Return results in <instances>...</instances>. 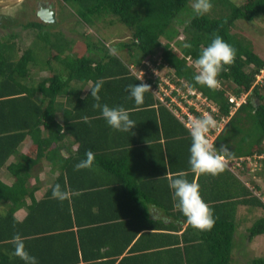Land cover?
<instances>
[{
  "label": "trees",
  "instance_id": "16d2710c",
  "mask_svg": "<svg viewBox=\"0 0 264 264\" xmlns=\"http://www.w3.org/2000/svg\"><path fill=\"white\" fill-rule=\"evenodd\" d=\"M60 1L73 6L76 17L73 25L78 31L76 34L82 31L79 30L83 27L82 24L90 27L105 17H111L108 20L125 25L130 36L127 41L119 40L115 47L123 49L126 57L124 59L120 55L110 54L107 45L102 46L100 41L91 40L88 35L65 37L53 22H42L36 17L20 22L16 16L0 14V27L2 30H9L0 36V167L5 166L14 178L10 185L0 180V200H10L14 204L12 207L7 205L5 212L0 214V243L13 239L16 234L21 237L26 235L21 227L10 234H4L1 232V225H5L9 218L16 222L12 218V211L21 205V200L29 193L24 185L31 165L42 158L50 162L52 167L56 168L57 164L59 173L52 187L61 184V189L66 191L64 179L70 178V158L62 155L60 143L67 134L79 142L81 138L77 132L81 133L88 124L83 118L101 115L99 109L93 108L96 101L91 96L90 87L103 80L104 84L99 92L100 103H106L110 107H125L130 118L137 122L131 131L144 129L153 134V139L163 138L164 151L160 150L162 163L167 164L170 175L183 172L190 182L195 181L200 185L202 198L214 209L215 226L211 231L192 227L175 206L177 200L174 192L167 185L164 189L165 194H168L166 203L161 199L157 202L152 197L150 201L160 205L173 218L174 221L166 226L173 233L154 234L160 239L152 240L147 246H138L135 241L126 246L138 231H142L139 226L120 246H46L43 250L47 256L44 253L36 254L40 259L37 264H231L234 261L231 252L234 247L237 207L255 206L264 212V193L261 190L264 188V73L257 79L264 69V58L252 49L246 38L237 36L232 29L238 19L251 21L258 17L264 18V0H243L240 4L232 0H212L211 12L203 16H196L190 9L192 0ZM186 12L188 17H185ZM16 27L19 31L29 29L32 34L29 46L22 48L19 54H14V51L19 50L16 40L20 39ZM214 33L233 45L237 54L234 63L225 66L228 71L221 72L217 77L220 86L211 90L195 83L192 62L196 61L201 50L211 42ZM178 37L179 40H175ZM173 40L178 49L172 47ZM40 42H44V47L50 53L46 55L45 66L35 71H45L46 75L35 80L30 66L32 64L36 67L34 54L40 47ZM186 44H191L192 47L187 48ZM156 53H159L162 63L171 68L178 79L174 81L182 90L188 88L199 92L210 104L216 106L217 112H211V115L218 122L221 118L224 119L217 132L215 129L209 132L214 134L212 141L217 150L221 146H227L231 151L223 173L216 176L193 173L189 164L191 136L188 129L150 91L145 93L144 103L139 106L130 97L128 85L141 82L129 72L127 65L138 64L143 58ZM86 82L90 83L89 89L80 98V88H72V85L76 83L82 86ZM227 93L236 98L246 94L244 101L231 114L229 108L232 103L227 101ZM188 96L194 97V93ZM59 97H64L65 100L58 101ZM57 110L62 113L61 123L55 118ZM190 110L193 111V108L190 107ZM195 114L198 115L196 112ZM21 142L25 143V147L18 149ZM80 145L77 144L76 157L86 159L85 152L88 149H83L82 152ZM10 156L13 159L8 162ZM238 158H242L239 166L233 162V159ZM250 158L258 161H255L253 168L248 164ZM107 167L113 171L111 166ZM162 173L166 174L165 168ZM241 176H245L246 180ZM255 176L258 179L253 178ZM162 179L166 181L165 177ZM135 204L144 210L142 202L137 200ZM32 207H37L36 210L42 207H46L47 211L51 209L56 215L54 220H62L59 225L34 230L37 234L40 231L67 229L72 226V215L77 223L75 216L78 211L73 196L70 200L55 199L51 187L46 190L42 199L32 200L26 219L31 220V214H34ZM137 212V218L145 216L144 212L141 214V209L140 213L138 209ZM115 216L113 219L120 218ZM177 221L186 222L183 229L175 224ZM141 222L144 229L162 226L158 220L143 219ZM178 230L181 231L179 234ZM69 233L71 232H63V238ZM259 234H264V215L251 223L245 237L249 241ZM152 235V232H141L137 238L140 237L141 241L146 236L144 240H149ZM6 245L15 247L13 241L7 242L5 246L0 244V264H24L19 257L10 258L1 253L2 248H9ZM100 247H105L103 252L99 251ZM55 251H58V255L51 256ZM247 264H264V257H252Z\"/></svg>",
  "mask_w": 264,
  "mask_h": 264
},
{
  "label": "crops",
  "instance_id": "0c3cea01",
  "mask_svg": "<svg viewBox=\"0 0 264 264\" xmlns=\"http://www.w3.org/2000/svg\"><path fill=\"white\" fill-rule=\"evenodd\" d=\"M5 14L13 16L9 12ZM27 17L25 16L26 19ZM59 29L65 37L71 35L66 29L61 27ZM72 36L75 37L73 34ZM21 39L19 40L21 41ZM19 40H16V46L19 49L17 51L20 52V48L22 50L23 46L20 45ZM106 45L109 50H114L113 54L120 55L123 58L126 57L123 49H114L112 46ZM89 86V82L82 84V86L74 83L72 88H80L79 96L82 98L87 93ZM63 100H65L64 97L58 98V101ZM55 116L57 122L61 123V110H57ZM102 118L101 115L97 114L88 117L90 123L83 127L84 130L81 133L77 132L81 138L79 142L76 139L74 140L70 134H67L64 135L60 143V152L65 158H70V162H68L70 178L69 180L64 179V186L68 193V200L73 196L75 208L78 211L75 216L77 223L72 215V226L67 229L40 231L37 234L34 230L51 227L54 224L59 225L62 220L55 221L56 215L51 209L47 211L46 207L37 210V207H32L31 210H34V214H31V220L26 219L32 200L39 201L42 199L46 190L50 187L53 188L54 179L59 173L57 164L55 165L56 168L52 167L50 162L42 158L29 167V176L24 185L29 193L23 197L21 205H18L12 211V218L16 222L9 218L5 225H1V232L4 234H10L15 229H20L19 227L23 228L26 235L21 238H24L27 251L32 252L35 257H38L36 254L40 253L46 255L43 250L46 246H120L128 239L130 233L139 226V230L142 231H138L134 238L126 243V246H130L134 241L138 246H147L148 243L153 242L152 240L160 239L158 235L154 234L173 233L166 227L169 226L173 218L168 216L160 205L150 201V197L157 202H160V199L164 203L168 201V194L164 192L168 180L163 181L162 178H166L171 173L167 169V164L165 162L163 164L160 159V150L164 151L163 138L153 139V134L144 129L121 132L112 128L114 130L112 131L111 127ZM78 143L81 144L82 152L83 149H88V151L94 153L95 160L91 168L75 170V165L84 160L78 156L76 157ZM24 144V142H21L18 149L24 148ZM12 159V156H10L7 161L10 162ZM162 159L164 160V157ZM107 166H111L113 171L108 169ZM163 168L166 170L165 175L162 173ZM0 180L7 185H10L14 180L5 166L0 167ZM82 185H84V189H82ZM137 200L144 204V210L140 205L135 204ZM7 205L9 207L14 206L10 200L7 202L0 200V214L5 212ZM137 209L139 213L140 209L141 214L142 212L145 213L143 218H137ZM115 215L120 218L113 219L116 217ZM143 219L158 220L162 226L154 229H144L140 225ZM185 223V221H177L175 224L183 229ZM63 232L71 233L63 238ZM141 232H152L153 235L149 236V240H144L145 236L140 241V237H137ZM180 232L178 230L177 234ZM235 235L236 232H234V239ZM10 241H13V239H6L4 243L1 242L0 244L5 246ZM6 246H9V248H2L1 253L7 254L10 258H16L13 255L14 247L12 245ZM104 249L105 247H100L99 251L103 252ZM57 253L58 251H55L51 256L58 255ZM37 262L40 263L39 257Z\"/></svg>",
  "mask_w": 264,
  "mask_h": 264
},
{
  "label": "clouds",
  "instance_id": "9594fccd",
  "mask_svg": "<svg viewBox=\"0 0 264 264\" xmlns=\"http://www.w3.org/2000/svg\"><path fill=\"white\" fill-rule=\"evenodd\" d=\"M47 4V3H45ZM196 16H203L211 12L213 8L212 0H194L191 5ZM185 47L191 48V44ZM114 50L110 49V54ZM237 49L229 44L222 36L214 33L211 42L201 50L199 57L193 65L195 73L193 79L196 84L206 86L211 90H216L220 86L217 77L221 72L228 71L225 66L232 65L236 59ZM142 80L143 76L136 78ZM104 84L103 80L97 81L90 87L91 96L96 103L93 108L99 109L101 116L106 123L114 130L128 132L136 125V121L130 118L129 111L123 106L110 107L108 104L100 103L99 92ZM151 90V86L146 83L128 85L127 91L136 105L144 103L145 93ZM85 123H90L88 117L83 118ZM218 127V121L211 114H203L193 118L188 125L191 136L189 148V164L193 173L219 175L226 170L231 151L227 146H221L217 150L214 142L209 139L208 133ZM86 159L75 165V170L91 168L95 156L92 151H87ZM169 188L173 190L177 200L176 207L187 218V222L194 228L201 231H211L215 226L214 209L202 198L200 185L195 181L190 182L185 173L169 175L166 177ZM52 196L63 201L68 198V193L61 189L59 184L52 188ZM14 253L24 264H37V258L26 249L24 240L19 234L13 237Z\"/></svg>",
  "mask_w": 264,
  "mask_h": 264
},
{
  "label": "rangeland",
  "instance_id": "374dc122",
  "mask_svg": "<svg viewBox=\"0 0 264 264\" xmlns=\"http://www.w3.org/2000/svg\"><path fill=\"white\" fill-rule=\"evenodd\" d=\"M232 1L236 4H240L243 0ZM40 2H50L54 5L56 23H53L56 24V27L64 28L71 35H75V38L88 35L87 37L89 39L100 41L102 43V46L103 44H108V46H112V48L118 49L117 47H115L116 43L119 40L127 41V38H129L130 36L129 29L119 22L110 21L111 17H105L102 20L100 19L96 21V25L90 27L82 24L83 27L79 29L82 30L80 31L82 33L79 32L78 34H76L78 31L74 29L73 25V20L76 18L75 14L73 13V6L70 3H63L60 0H0V14L3 15L9 12L13 14V16L19 18L20 22H24V20L26 19L25 16H28L30 19H35V9ZM193 2L194 1L192 0L189 4L191 10H193L191 7ZM186 13L187 14L185 17H188V12ZM28 17L27 19H29ZM234 24L235 27L232 29V31L236 33L237 36L246 38L250 42L252 49L256 53L262 55L264 58V18L258 17L251 21L238 19ZM180 29L181 28L179 26V30ZM15 30L19 31L18 27H16ZM8 31L9 30L6 29L2 30V28L0 27V36L2 34L4 35ZM19 33L20 38H22L21 41L19 40L21 42L20 45H22L23 48L29 46L30 40L32 38L30 30H20ZM179 35H181L180 31ZM160 40L161 42H163L162 38H160ZM175 40H179V37ZM37 43L38 42L36 41L35 44ZM40 44V47L38 48V50H35L34 54V63H36V67H33L32 64V67L30 66V69L32 70L31 72H33V79L35 80H40L46 75L45 71H35L39 67L45 66L44 62L46 59V55L50 53L47 47H44V42H40ZM171 45L175 49H178L177 45L174 44V40L171 42ZM14 54H19V51H14ZM262 75L263 70L260 71L258 77ZM255 161L258 163L257 159H255ZM255 161L253 158H250L248 160V164L253 168V165H255ZM249 172H251V170ZM244 177H242V179L246 180ZM253 178L258 179V177L256 176ZM249 179H251V177H249ZM261 190L264 193V188H262ZM261 215H264V212L259 207L244 205H239L237 207L235 215L236 235L234 239V247L231 252L234 261L231 264H247L249 259H251L252 257H264V234L256 235L249 241L245 237L247 228L255 219H257Z\"/></svg>",
  "mask_w": 264,
  "mask_h": 264
},
{
  "label": "built area",
  "instance_id": "2783aa9c",
  "mask_svg": "<svg viewBox=\"0 0 264 264\" xmlns=\"http://www.w3.org/2000/svg\"><path fill=\"white\" fill-rule=\"evenodd\" d=\"M194 65L195 62H192ZM129 72L136 78L143 76L141 83H146L151 86L150 92L158 100L169 109V111L188 129V125L193 118L200 117L203 114H211L217 112L216 106L210 104L205 97H202L199 92H194L190 89L182 90L174 80L175 78L172 70L166 64H163L159 53L152 54L143 58L138 64L130 63L127 65ZM263 73H264V69ZM259 76V75H258ZM257 76V79L260 77ZM194 97H189L188 94H193ZM246 94H241L239 98L227 93V101L232 103L229 108L231 114L235 108L244 101ZM193 108V111L190 110ZM198 113V115L195 114ZM224 119L218 122L217 132L223 125ZM210 140H213L214 134L208 133ZM242 158L233 159L235 165L239 166ZM234 169V167H233ZM251 188L250 186H248ZM258 195L257 192H255ZM264 201V199H263Z\"/></svg>",
  "mask_w": 264,
  "mask_h": 264
},
{
  "label": "water",
  "instance_id": "95a60500",
  "mask_svg": "<svg viewBox=\"0 0 264 264\" xmlns=\"http://www.w3.org/2000/svg\"><path fill=\"white\" fill-rule=\"evenodd\" d=\"M35 16L42 22L51 23L55 21L54 5L52 3L40 2L35 9Z\"/></svg>",
  "mask_w": 264,
  "mask_h": 264
}]
</instances>
